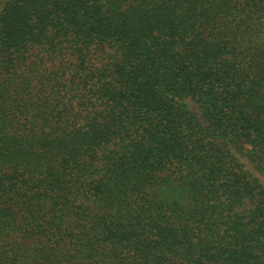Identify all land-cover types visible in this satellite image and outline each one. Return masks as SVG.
Returning a JSON list of instances; mask_svg holds the SVG:
<instances>
[{
    "label": "trees",
    "instance_id": "obj_1",
    "mask_svg": "<svg viewBox=\"0 0 264 264\" xmlns=\"http://www.w3.org/2000/svg\"><path fill=\"white\" fill-rule=\"evenodd\" d=\"M0 264H264V0H0Z\"/></svg>",
    "mask_w": 264,
    "mask_h": 264
}]
</instances>
